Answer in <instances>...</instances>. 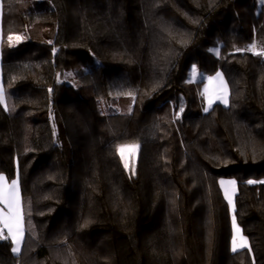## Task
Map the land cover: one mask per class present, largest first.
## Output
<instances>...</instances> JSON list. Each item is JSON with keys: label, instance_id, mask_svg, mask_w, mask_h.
Instances as JSON below:
<instances>
[{"label": "trees", "instance_id": "trees-1", "mask_svg": "<svg viewBox=\"0 0 264 264\" xmlns=\"http://www.w3.org/2000/svg\"><path fill=\"white\" fill-rule=\"evenodd\" d=\"M0 1V174L24 227L0 264H264V0L219 20L223 0ZM217 72L228 104L205 112Z\"/></svg>", "mask_w": 264, "mask_h": 264}, {"label": "snow or ice", "instance_id": "snow-or-ice-1", "mask_svg": "<svg viewBox=\"0 0 264 264\" xmlns=\"http://www.w3.org/2000/svg\"><path fill=\"white\" fill-rule=\"evenodd\" d=\"M9 41L16 39L20 40L21 37L19 36H12L8 37ZM255 48V45L252 46ZM260 55H264V52L258 53ZM192 75L195 77L197 75V69L195 66L192 68ZM210 80L213 79H220V89L213 90L209 94V107H211L213 103V98L216 100H221L223 103L227 104V89L223 85V81L221 79V74L218 72L215 78H209ZM206 94L209 93V89H205ZM0 104H5V93L2 88H0ZM205 112L208 111V108L204 109ZM138 146L130 145V146H117V153L119 154L121 161L123 162V166L125 170L129 171L131 175H135V165L131 163V157ZM128 152L129 161L124 160L125 152ZM248 184L257 183L254 180H248ZM220 184L225 189V198L228 200L229 205H232V198L229 196V189L234 190L236 186L235 180H221ZM0 204H3L7 208V213H4L3 210H0V225H3L5 229H7V233L11 236L12 241V248L11 251L13 254H18L21 251L20 243L22 238V230L20 226V197H19V189H18V181L12 180L10 184L7 183V180L4 176L0 175ZM232 228H233V236H232V245L233 251L237 250V247H246L247 240L240 234L241 230L237 225V221L235 216L233 217L232 221ZM0 235H3V231L0 230ZM5 238H8L5 236Z\"/></svg>", "mask_w": 264, "mask_h": 264}, {"label": "rangeland", "instance_id": "rangeland-1", "mask_svg": "<svg viewBox=\"0 0 264 264\" xmlns=\"http://www.w3.org/2000/svg\"><path fill=\"white\" fill-rule=\"evenodd\" d=\"M260 1H262V0H258V2H260ZM227 4V1L226 0H223L220 4H219V6L217 7V13H216V15H215V17L219 20L220 19V8H222V9H224L225 7V5ZM14 36V35H13ZM15 37V36H14ZM16 41H18V40H16V39H13V40H11L10 41V43H14V42H16ZM199 76V75H198ZM197 76V77H198ZM196 77V76H195ZM195 77H193V75H192V79H195ZM211 78H215L216 77V73L213 75V76H210ZM210 77H207L206 78V80H205V84H204V87H203V96H204V101H205V108H211L213 105H215V104H217V103H221L222 101L221 100H216V99H214L213 98V103H212V105H211V107H209V103H208V100H209V94L213 91V90H219L220 89V83H221V81H220V79H213V80H210L209 78ZM209 89V93H207L206 94V92H205V89ZM130 145H136V146H138L137 144H124V145H120V146H130ZM137 153H138V147L136 148V150L134 151V153H133V155H132V157H131V163H134V165H135V162H136V158H137ZM121 159V158H120ZM124 160L125 161H129V155H128V152L126 151L125 152V155H124ZM123 163V162H122ZM14 180H17L18 181V179L16 178V179H14ZM221 180H225V181H227V180H235L236 181V179L235 178H233V177H227V178H220L219 179V186H220V188H221V190H222V193H223V196H224V199H225V201H226V203H227V206H228V211H229V218H230V224H231V242H230V251H233V245H232V236H233V228H232V221H233V217H234V197H235V194H236V186H235V189L234 190H232V189H229V196L232 198V205H229V202H228V200L225 198V189H224V187H222L221 186V184H220V181ZM11 183V182H10ZM10 183H8V184H10ZM237 185V184H236ZM18 189H19V185H18ZM19 197H20V192H19ZM0 210H3V212L4 213H7V208L3 205V204H0ZM20 216H21V220H20V226L22 227V230H23V217H22V206H21V199H20ZM238 225V224H237ZM239 227V226H238ZM240 228V227H239ZM241 230V229H240ZM240 234L247 240V238L242 234V232H240ZM247 246H248V240H247ZM246 246V247H247ZM243 248H245V247H243ZM239 249H242L241 247H237V250H239ZM236 250V251H237ZM41 264H43L42 262H41Z\"/></svg>", "mask_w": 264, "mask_h": 264}, {"label": "crops", "instance_id": "crops-1", "mask_svg": "<svg viewBox=\"0 0 264 264\" xmlns=\"http://www.w3.org/2000/svg\"><path fill=\"white\" fill-rule=\"evenodd\" d=\"M0 35H1V1H0ZM1 62H2V58H1V51H0V88H2L3 89V86H2V77H1ZM218 73V72H217ZM216 73V74H217ZM220 74H221V79H222V81H223V85L226 87V89H227V101H228V98H229V88H228V85H227V83H226V80H225V78H224V75L222 74V72H219ZM219 104H221V105H223V106H226L227 104H228V102H227V104H225V103H223V102H221V103H219ZM210 109V108H209ZM0 175H2V176H4L3 174H0ZM5 177V176H4ZM6 178V177H5ZM7 180V179H6ZM7 183H10L9 181H7ZM19 185V184H18ZM21 224V223H20ZM23 225V224H22ZM0 230H2L3 231V233H5L6 235H8V237L10 238V240H11V236L7 233V229H5L4 227H3V225H0ZM21 230H22V227H21ZM23 235H24V227H23V230H22V238H21V243H20V247L22 246V242H23ZM16 255V254H15Z\"/></svg>", "mask_w": 264, "mask_h": 264}]
</instances>
